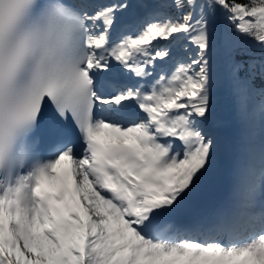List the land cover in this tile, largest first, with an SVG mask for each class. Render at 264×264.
<instances>
[{
  "label": "snow or ice",
  "instance_id": "snow-or-ice-1",
  "mask_svg": "<svg viewBox=\"0 0 264 264\" xmlns=\"http://www.w3.org/2000/svg\"><path fill=\"white\" fill-rule=\"evenodd\" d=\"M225 60L232 186L178 225L216 152ZM257 79L264 0H0V264H264Z\"/></svg>",
  "mask_w": 264,
  "mask_h": 264
},
{
  "label": "rangeland",
  "instance_id": "rangeland-1",
  "mask_svg": "<svg viewBox=\"0 0 264 264\" xmlns=\"http://www.w3.org/2000/svg\"><path fill=\"white\" fill-rule=\"evenodd\" d=\"M223 62H225V61H222V62L218 63V65H217V85H216L214 92H213V104L215 103V101L217 99L215 97L218 94L221 87L224 84H226V82L229 81L228 67L226 66V68H224ZM233 124H235V128L237 130L236 131L237 141L241 145V143H242V126H241V123H240L238 117H236L234 119ZM226 126L227 127L231 126V124L226 125V124H224V122H217L214 118L210 122L209 128H210V130H211V132H212V134L216 140V152H215V155L213 157L212 165H211L210 169L208 170V172L205 173V175L197 183V187L194 190V192L188 198H186V200L182 203V205L178 209L189 206V204H191V203H188V201L191 202L190 199L196 197L197 195L201 196L200 198H203V197H205L206 193H212L213 190L216 192L217 189H214V188L217 187V183H216L217 176L222 177V180L224 182L227 179H229V177H228L229 173H227V172L225 173V171H227L228 160L231 162L232 161L237 162V160H235V159L233 160V158L239 156L240 150H238V153L233 154V152L231 150L232 147H230V144H229L227 137L224 136V128ZM239 135H240V137H238ZM238 138H240V139H238ZM230 156H232V157H230ZM216 158H218V162L216 161ZM212 186L214 188H211ZM178 209L174 213H176L178 211Z\"/></svg>",
  "mask_w": 264,
  "mask_h": 264
},
{
  "label": "bare ground",
  "instance_id": "bare-ground-1",
  "mask_svg": "<svg viewBox=\"0 0 264 264\" xmlns=\"http://www.w3.org/2000/svg\"><path fill=\"white\" fill-rule=\"evenodd\" d=\"M224 63V68H226V66H227V62H226V60H225V62H223ZM215 98H217L216 99V101H215V103L213 104L214 105V107H213V116L215 117V115H216V112H215V108L216 107H218L219 105H222V103L225 101V99H223V97H218L217 95H216V97ZM223 99V100H222ZM220 100H222V102L220 101ZM217 102V103H216ZM234 119L235 118H232V119H229V120H225L224 121V124H226V125H229V124H231V126H226L225 128H224V136L225 137H227V139H228V141L230 142V147H232V152H233V154H236V153H238V150H240V148H241V145H240V143L237 141V136H236V128H235V124H233V122H234ZM238 137H240V135L238 136ZM238 139H240V138H238ZM237 160L238 159V157H234L233 158V160ZM232 163H233V167H232V170H231V172H232V178H233V171H234V167H235V165H236V163L237 162H235V161H232ZM232 178H230V181L229 182H231L232 181ZM229 179H227L225 182L222 180V177H220V176H217V178H216V183H217V187H211V188H214V189H217L216 190V192H218L219 190V188H222V187H224V186H226L227 184H228V181ZM231 186H232V183H231ZM231 188V187H230ZM214 190H213V193H212V197L211 198H208V201L205 203V205H207V206H210L214 201H216V200H214V196H215V193H216ZM226 193V192H225ZM208 194L209 193H206L205 194V197H203V198H200L201 196H199V195H197L196 197H194V198H192V199H190V201L191 202H189L188 201V203H195V201H197V200H202V199H204V198H206L207 196H208ZM207 200V199H206ZM210 202V203H209ZM191 204H189V205H191ZM179 210V209H178Z\"/></svg>",
  "mask_w": 264,
  "mask_h": 264
},
{
  "label": "trees",
  "instance_id": "trees-1",
  "mask_svg": "<svg viewBox=\"0 0 264 264\" xmlns=\"http://www.w3.org/2000/svg\"><path fill=\"white\" fill-rule=\"evenodd\" d=\"M253 87L257 90H260L261 88H264V82L257 79L256 81L253 82Z\"/></svg>",
  "mask_w": 264,
  "mask_h": 264
}]
</instances>
